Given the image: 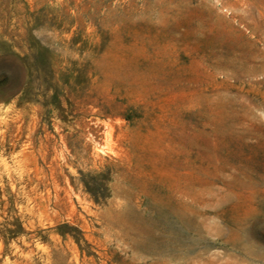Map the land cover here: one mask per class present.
I'll return each mask as SVG.
<instances>
[{"label":"rangeland","instance_id":"1","mask_svg":"<svg viewBox=\"0 0 264 264\" xmlns=\"http://www.w3.org/2000/svg\"><path fill=\"white\" fill-rule=\"evenodd\" d=\"M0 264H264V0H0Z\"/></svg>","mask_w":264,"mask_h":264},{"label":"bare ground","instance_id":"2","mask_svg":"<svg viewBox=\"0 0 264 264\" xmlns=\"http://www.w3.org/2000/svg\"><path fill=\"white\" fill-rule=\"evenodd\" d=\"M235 225V224H234ZM236 229H237V227H236ZM189 230V229H188ZM234 234V233H233ZM180 239V238H179ZM232 239V238H231ZM230 240V239H229ZM236 245V244H235Z\"/></svg>","mask_w":264,"mask_h":264}]
</instances>
